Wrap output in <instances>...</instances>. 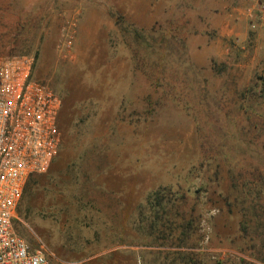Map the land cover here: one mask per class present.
<instances>
[{"label":"rangeland","instance_id":"1","mask_svg":"<svg viewBox=\"0 0 264 264\" xmlns=\"http://www.w3.org/2000/svg\"><path fill=\"white\" fill-rule=\"evenodd\" d=\"M0 48L63 101V147L18 208L32 249L264 264V0H0Z\"/></svg>","mask_w":264,"mask_h":264},{"label":"built area","instance_id":"2","mask_svg":"<svg viewBox=\"0 0 264 264\" xmlns=\"http://www.w3.org/2000/svg\"><path fill=\"white\" fill-rule=\"evenodd\" d=\"M62 104L33 57L0 56V264H54L15 223L28 181L47 173L61 149Z\"/></svg>","mask_w":264,"mask_h":264},{"label":"trees","instance_id":"3","mask_svg":"<svg viewBox=\"0 0 264 264\" xmlns=\"http://www.w3.org/2000/svg\"><path fill=\"white\" fill-rule=\"evenodd\" d=\"M1 48H2V50L3 51H5L6 49L5 48H7L6 46L4 47L3 45L1 46ZM0 48V49H1ZM14 49H12V50H10L9 52H7V54H1L0 53V55H5V56H11V55H14V53H15V51H13ZM63 147V142H62V145H61V148ZM36 177H37V175H35ZM35 176H32L31 178H30V180H29V182H28V184H27V187H26V190H25V192L27 191V189H28V187H29V184H31L33 181H34V179L36 178ZM170 195V193H168V194H164L162 191H160V192H155L154 194H152L151 196H150V205L151 206H153V207H156L155 209H153L154 210V217H153V224H151L150 226H149V228L150 229H152V228H154V225L157 223V221L159 222L160 221V214L158 213V212H160V209H162L163 208V205H164V203H165V200H166V198L168 197ZM171 196V195H170ZM172 200V199H171ZM167 236L168 235H163V239L164 240H166L167 239ZM257 258V257H256ZM257 259H259V258H257ZM259 260H263V259H259ZM215 264H222V263H215ZM239 264H253V263H251V262H249V261H246V260H243L242 259V261H240V263Z\"/></svg>","mask_w":264,"mask_h":264}]
</instances>
